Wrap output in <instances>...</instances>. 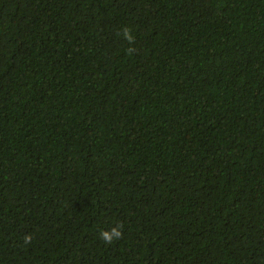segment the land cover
<instances>
[{
	"label": "trees",
	"instance_id": "obj_1",
	"mask_svg": "<svg viewBox=\"0 0 264 264\" xmlns=\"http://www.w3.org/2000/svg\"><path fill=\"white\" fill-rule=\"evenodd\" d=\"M0 264H264V0H0Z\"/></svg>",
	"mask_w": 264,
	"mask_h": 264
},
{
	"label": "clouds",
	"instance_id": "obj_2",
	"mask_svg": "<svg viewBox=\"0 0 264 264\" xmlns=\"http://www.w3.org/2000/svg\"><path fill=\"white\" fill-rule=\"evenodd\" d=\"M124 37L129 41L133 39L127 29L124 30ZM100 235L106 243H111L113 240L119 239L121 237L122 231L117 227H113L110 231H102Z\"/></svg>",
	"mask_w": 264,
	"mask_h": 264
}]
</instances>
